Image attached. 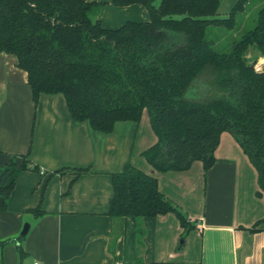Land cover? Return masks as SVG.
I'll return each instance as SVG.
<instances>
[{"label": "trees", "instance_id": "1", "mask_svg": "<svg viewBox=\"0 0 264 264\" xmlns=\"http://www.w3.org/2000/svg\"><path fill=\"white\" fill-rule=\"evenodd\" d=\"M220 1L111 0L140 4L149 18L108 28L95 15L101 2L0 0V52L14 55L26 72L35 104L40 94H62L72 119L94 131L110 133L116 122H138L146 111L156 142L142 155L156 171L186 170L194 161L207 171L220 134L231 133L264 194V66L255 67L264 57V0L248 27L238 15L250 0H237L226 17H217ZM216 28L242 31L219 47ZM16 172L13 161L0 169V210ZM167 212L187 228L154 175L129 162L112 174L108 214L133 221L135 258L129 264H144L136 246L144 235L141 219ZM22 238L2 243L14 242L22 256Z\"/></svg>", "mask_w": 264, "mask_h": 264}, {"label": "crops", "instance_id": "2", "mask_svg": "<svg viewBox=\"0 0 264 264\" xmlns=\"http://www.w3.org/2000/svg\"><path fill=\"white\" fill-rule=\"evenodd\" d=\"M133 5L140 4L118 7ZM155 142L146 111L106 134L75 122L62 94H40L35 104L26 72L0 52V169L17 166L0 210V264L132 263L133 221L108 214L112 174L128 162L154 175L188 222L183 228L174 212L142 218L136 246L144 264H264V194L232 134H220L207 171L200 161L182 171L154 170L142 153ZM26 222L20 256L14 242H2Z\"/></svg>", "mask_w": 264, "mask_h": 264}, {"label": "rangeland", "instance_id": "3", "mask_svg": "<svg viewBox=\"0 0 264 264\" xmlns=\"http://www.w3.org/2000/svg\"><path fill=\"white\" fill-rule=\"evenodd\" d=\"M97 2H101V5L95 11V15L98 19L101 20L103 25L116 26L121 25V23L126 20H134V21H146L149 16L147 14V10L142 5H133L128 8H120L118 6L113 5L110 0H96ZM237 0H221L220 5L217 11V17H226L230 11V9L234 6ZM262 3L261 0H250L244 8V11L238 15V20L241 19L245 27L249 26L253 23V19L256 16L257 7ZM157 4V2H156ZM145 18L146 20H143ZM244 27V26H243ZM242 31V28L239 30H224V29H214L212 31L213 35H220L219 47H223L229 45L231 41L238 39ZM217 35V36H218ZM253 54L252 50L247 52L248 56ZM256 59V63L257 64ZM202 90L201 87H197L196 89L191 90L192 94L195 96ZM191 95V94H190ZM29 224V222H26Z\"/></svg>", "mask_w": 264, "mask_h": 264}, {"label": "water", "instance_id": "4", "mask_svg": "<svg viewBox=\"0 0 264 264\" xmlns=\"http://www.w3.org/2000/svg\"><path fill=\"white\" fill-rule=\"evenodd\" d=\"M3 202H4V198L2 196H0V206L3 205ZM28 228H29V224L28 223H25L21 232H20V235H25L28 231Z\"/></svg>", "mask_w": 264, "mask_h": 264}, {"label": "built area", "instance_id": "5", "mask_svg": "<svg viewBox=\"0 0 264 264\" xmlns=\"http://www.w3.org/2000/svg\"><path fill=\"white\" fill-rule=\"evenodd\" d=\"M262 64H260V65H255V67L257 68V69H260V68H262ZM34 264H38L37 262H35Z\"/></svg>", "mask_w": 264, "mask_h": 264}, {"label": "bare ground", "instance_id": "6", "mask_svg": "<svg viewBox=\"0 0 264 264\" xmlns=\"http://www.w3.org/2000/svg\"><path fill=\"white\" fill-rule=\"evenodd\" d=\"M261 62V61H260Z\"/></svg>", "mask_w": 264, "mask_h": 264}]
</instances>
